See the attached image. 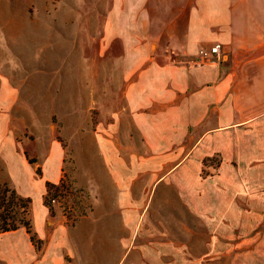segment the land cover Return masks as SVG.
<instances>
[{
    "label": "crops",
    "instance_id": "crops-1",
    "mask_svg": "<svg viewBox=\"0 0 264 264\" xmlns=\"http://www.w3.org/2000/svg\"><path fill=\"white\" fill-rule=\"evenodd\" d=\"M91 1L102 5L96 10L103 13L99 55L117 64L116 70L106 69L101 90L106 115L95 120L92 130L112 199H93L90 212L80 218L118 222L123 253H187L184 243L162 239L169 236L161 219L166 207L162 199H175L180 213L196 217L207 230L211 218L224 220L227 212L235 211V182L229 187L226 182L230 170L202 163L207 157L231 155L226 128L246 123L227 117L226 94L233 73L224 65L227 59L251 58L264 51V0ZM12 28L0 22V45L17 41ZM44 28L50 34L54 27ZM214 44L220 47L217 58L189 66L199 49ZM0 65L4 67L1 61ZM93 100L91 108L98 106ZM16 102L15 90L1 81L0 162L16 193L30 199L37 243L24 227L0 232V264H67L68 227L49 220L42 202L44 184L60 180L63 153L56 141H49L43 155L32 164L27 161L9 130ZM232 134L243 137L241 131ZM251 136L256 139L257 131ZM94 190L91 181L95 198ZM99 213L105 214L97 217ZM133 237L141 240L131 243Z\"/></svg>",
    "mask_w": 264,
    "mask_h": 264
},
{
    "label": "rangeland",
    "instance_id": "rangeland-1",
    "mask_svg": "<svg viewBox=\"0 0 264 264\" xmlns=\"http://www.w3.org/2000/svg\"><path fill=\"white\" fill-rule=\"evenodd\" d=\"M96 3L0 0V22L15 27L12 36L17 40L0 45L4 65H0V83L6 81L17 99L9 130L25 150L28 162L43 155L49 141H56L63 153L60 180L52 184L56 188L48 189L44 184L42 202L45 205L44 200H49L45 205L49 220L62 221L68 227L66 263L264 264V51L253 53L255 57L251 58L225 60V68L233 73L226 94L227 117L246 123L226 128L231 155L207 157L202 163L214 168L222 165L231 171L226 173V182L227 187L235 182V199H231L234 212H227L224 220L211 218L207 230L196 217L180 213L175 199H162L166 206L162 224L169 232L162 239L187 245L188 252L184 254H145L135 250L123 253L118 222L80 218L90 212L93 199H112L92 130L95 120H104L106 115L105 92L101 91L107 80L106 69L116 70L117 64L107 55H99L97 36L103 13L96 11L102 7ZM46 25L54 27L50 34H45ZM111 50L118 52L116 45ZM113 82L116 83L115 72ZM93 99L98 106L91 108ZM113 102L120 104L116 97ZM235 131H241L243 137L230 135ZM254 131L258 133L256 139L250 137ZM91 181L95 198L90 193ZM9 191L22 201L14 198L8 202L12 199ZM0 199H4L3 204L9 203L8 211L0 207V228L9 222L8 218L2 220L4 214L11 216L23 209L19 203L25 204L30 215V199L19 196L12 188L1 162ZM99 208L105 209V205ZM140 240L133 237L131 243Z\"/></svg>",
    "mask_w": 264,
    "mask_h": 264
},
{
    "label": "trees",
    "instance_id": "trees-1",
    "mask_svg": "<svg viewBox=\"0 0 264 264\" xmlns=\"http://www.w3.org/2000/svg\"><path fill=\"white\" fill-rule=\"evenodd\" d=\"M29 163L31 164L32 161L31 162L29 161ZM46 187L48 189L49 188H56L54 185L48 184V183H46ZM9 195H10V197L12 199H9L8 202H12V200L14 198H16V196L14 195L13 191H9ZM16 200L19 201V202L22 201V199H19V198H16ZM24 201L29 202V199H25ZM47 201L49 202V200H47ZM47 201L45 202V200H44L45 205H48V202ZM8 202L5 203V204H3L4 203V199H0V207L2 206L3 207L2 208L3 210L5 208V211H8V210H6L8 204H9ZM18 206L19 207H22L23 206V209L19 213L18 212H17V214L14 213L11 216H9L7 214H4L2 216V218H3L2 220L3 221L6 218H8L9 219V222H5V226L0 228V232L6 231V230H12V229H15V228H18V227H24L25 230L29 233L30 240L33 243L36 244L37 243V240L35 239V236H34L32 230H31L30 215H28L29 214V211L26 208V206H25L24 203H21V204L19 203Z\"/></svg>",
    "mask_w": 264,
    "mask_h": 264
},
{
    "label": "built area",
    "instance_id": "built-area-1",
    "mask_svg": "<svg viewBox=\"0 0 264 264\" xmlns=\"http://www.w3.org/2000/svg\"><path fill=\"white\" fill-rule=\"evenodd\" d=\"M219 49L220 47L218 44H214L208 49H199L196 53V57H197L196 60L189 62L190 63L189 66L192 67L197 62H207L210 61L211 59L217 58L219 54ZM50 201L53 202V199H51Z\"/></svg>",
    "mask_w": 264,
    "mask_h": 264
}]
</instances>
